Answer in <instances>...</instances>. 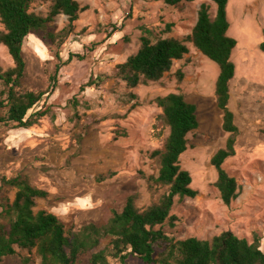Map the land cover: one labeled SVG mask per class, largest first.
Instances as JSON below:
<instances>
[{"label":"rangeland","instance_id":"obj_1","mask_svg":"<svg viewBox=\"0 0 264 264\" xmlns=\"http://www.w3.org/2000/svg\"><path fill=\"white\" fill-rule=\"evenodd\" d=\"M202 1L169 5L164 0H77L86 9L59 46L58 38L45 40L36 34L25 38L24 89L46 87L55 64L61 65L53 99L47 103L51 115L47 112L31 128L38 146L25 168L36 187L49 191V198L38 199L35 209L46 208L66 227L74 224L77 228L87 222L104 224L130 194L136 196L138 208L156 201L165 188L148 180L159 167L157 157L150 153L162 148L168 128L155 97L178 91L197 107L198 128L187 135L189 147L179 157L197 194L175 198L171 213L177 220L173 227L164 224L163 229L175 239H210L231 230L249 241L254 236L264 241V52L258 46L264 40V0H228L226 6L228 36L236 40L231 54L236 70L228 105L239 130L235 153L223 163L238 186V195L229 205L220 199L214 185L216 172L210 164L212 154L227 138L214 96L217 64L205 57L206 62L187 42L188 53L174 60L157 81L131 89L115 76L116 65L139 48L142 27L151 31L152 40L183 37L190 32ZM207 3L213 15L215 6ZM48 7V2H35L30 11L45 15ZM66 23V16L59 14L48 30L56 34ZM166 23L172 24L170 31H166ZM57 50L59 59L54 56ZM69 52L83 58L72 57L62 64ZM204 65L211 68L208 74ZM11 66L13 61L0 44V68ZM178 68L184 73L180 82L175 75ZM5 166H0L3 172ZM2 195L11 199L13 189L0 184ZM106 245L108 239H102L92 251ZM23 256L27 251L18 249L0 264H24ZM89 256L81 255L75 264H90ZM30 258L26 264H39L34 252ZM127 264L144 263L130 258Z\"/></svg>","mask_w":264,"mask_h":264},{"label":"trees","instance_id":"obj_2","mask_svg":"<svg viewBox=\"0 0 264 264\" xmlns=\"http://www.w3.org/2000/svg\"><path fill=\"white\" fill-rule=\"evenodd\" d=\"M182 1L196 0H164L169 5ZM207 1L215 6L213 15ZM207 1L199 4L196 21L183 37L152 40L149 36L151 31L142 27L139 48L116 65L115 76L131 89L157 81L170 69L174 60H180L188 53L187 42L217 64L219 71L214 95L216 106L222 113L221 128L227 133V138L224 146L212 154L210 164L216 172L214 185L220 199L229 205L238 195L236 179L223 167L224 161L235 153L234 145L239 133L228 105L230 81L235 72L231 53L236 40L227 35L228 0ZM35 2L49 3L45 15L30 11ZM85 9L77 0H0V44L13 61V66L0 68L1 125L14 128L33 126L48 112L47 108H39V104L45 102L56 87L60 64H55L44 89L30 90L21 86L25 70L22 56L25 38L30 34L51 41L58 38L59 46L72 33L74 22ZM59 14L66 16L67 23L55 34L48 30V25ZM171 27L172 24L166 23V31ZM262 33L264 36V28ZM258 46L264 52V40ZM58 53V50L54 53L57 59ZM72 57L83 58L69 52L62 64ZM175 75L180 82L184 73L178 68ZM130 95L135 98V95ZM155 103L161 109V119L168 128L162 148L150 153L152 158L157 157L159 167L156 176H149L148 180L165 188L157 200L138 208L136 196L130 194L119 211H111L104 224L87 222L77 228L74 224L66 227L54 212L46 208L35 209L38 199L46 201L49 198L46 189L32 185L25 175H1L0 184L13 189V197L0 196V217L4 220L0 222V262L20 249L27 251V256L21 258L24 264L30 261L32 252L37 255L39 264H75L85 253H90V264H127L130 258L144 264H264V241L258 236L249 241L231 230H224L210 239H175L165 232L163 225L173 227L177 220L171 213L175 198L197 194L190 185V173L179 165V157L189 147L187 135L197 129L199 123L196 105L187 101L181 92L157 96ZM102 239H108V245L92 251Z\"/></svg>","mask_w":264,"mask_h":264},{"label":"crops","instance_id":"obj_3","mask_svg":"<svg viewBox=\"0 0 264 264\" xmlns=\"http://www.w3.org/2000/svg\"><path fill=\"white\" fill-rule=\"evenodd\" d=\"M205 1H207V0H205ZM182 3H186V2L182 1ZM195 21H196V18H195ZM195 21H194V23H195ZM228 29H229V27H228ZM227 35H228V30H227ZM204 60H205V56H204ZM234 76H235V72H234ZM44 88H40V89H44ZM40 89L38 88V89H30V90H40ZM229 90H230V86H229ZM52 95L53 94L46 97L45 102L40 103L38 107L39 108H41V107L47 108L53 99V98H51ZM48 101H49V104H47ZM229 109H230V107H229ZM0 110L3 111L2 108H0ZM49 111H50V109H48V112ZM49 113L51 115V112H49ZM1 115H2V112L0 113V116ZM43 117H45V116H43ZM42 118H40L37 121V123H35L33 126H31L29 128H14V127L4 126V125L0 124V131H3L0 134L1 135L0 141L3 139V142L0 143V145H1L0 146V166L3 163H6V166L4 168L6 171L3 172V169L0 168V172L2 173V174H0V176L5 175L7 177H12V176H16L18 174L25 175L28 177L30 183L35 186V184H33V182L31 181L30 172L28 171L27 168H25V165L29 164V162H27V161L29 160V158L31 156V152L34 150V148H36L38 146L35 144V141H37V138L34 137V134H36V132L34 130H32L31 128L35 127ZM5 146H6V148H5ZM48 193H49V191H48Z\"/></svg>","mask_w":264,"mask_h":264},{"label":"bare ground","instance_id":"obj_4","mask_svg":"<svg viewBox=\"0 0 264 264\" xmlns=\"http://www.w3.org/2000/svg\"><path fill=\"white\" fill-rule=\"evenodd\" d=\"M235 6H236V5H235ZM233 15H234V14H233ZM263 17H264V15H263ZM238 50H239V49H238ZM205 61H206V59H205ZM206 62H207V61H206ZM203 64H204V63H203ZM205 65H206V64H205ZM205 65H204V66H205ZM206 68H207V67L205 66L204 69H206ZM209 71H211V68H210L209 70H207V69L205 70V72H206L207 74L209 73ZM203 77H204V76H203ZM207 77H208V76H207ZM205 78H206V77H205ZM205 78H204V79H205Z\"/></svg>","mask_w":264,"mask_h":264}]
</instances>
